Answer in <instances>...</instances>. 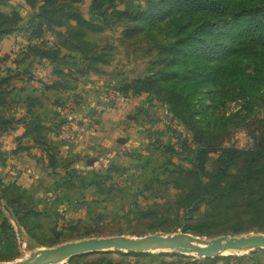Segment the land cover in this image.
<instances>
[{
    "label": "trees",
    "instance_id": "trees-1",
    "mask_svg": "<svg viewBox=\"0 0 264 264\" xmlns=\"http://www.w3.org/2000/svg\"><path fill=\"white\" fill-rule=\"evenodd\" d=\"M9 1L0 0V7ZM23 1L34 15L28 22L23 60L17 63L14 73L2 67L4 58H0V103L3 105L6 88L20 76L19 66L25 59L43 62L45 66H51L59 59L61 48H45L32 42L42 40L47 31L62 36L67 43L72 42L70 49L88 63V68L103 63L88 38L89 34L100 31V26L93 23L99 21L94 10L103 6L99 0H92L91 20H86L78 9L83 0ZM141 1L125 2L123 9L111 4V18L123 29L124 38L142 37L155 58L150 63L151 73L125 85V93L152 92L188 125L198 123L196 116L199 113L207 116L208 109L215 108L219 97L250 95L264 105V0ZM105 12L95 14L106 21ZM22 20L19 11H0V42L20 30ZM54 28H65V31L55 32ZM189 120L193 123L187 122ZM258 124L259 130L252 134L253 144L249 149L203 144L194 158H184L190 167L167 158L149 170L153 178L148 183L135 193L131 191V202L117 201L123 197H117V194L130 191L125 179L123 187L116 182L126 176L124 167L112 163L104 170L81 173L79 161L74 158L59 160L57 166L56 160L52 159V167L64 171L54 184L55 193L63 192L69 197L62 201L65 203L60 212L56 208L53 218L47 216L51 222V238L49 242H40L41 245L60 244L65 232L70 233L71 240L101 237L98 223L108 215L114 222H133L129 236L135 237L147 233L171 234L178 230L200 237L264 234V120H259ZM168 152L175 154L171 147ZM212 152L217 157L213 169L208 172L205 164ZM142 167L140 170L144 173L150 169L146 165ZM157 185L164 190L174 189L175 196L162 194ZM23 200L17 196L8 208L31 234L35 228L31 230L25 226L26 221L33 214L41 215L42 212L30 210L32 201L25 204ZM141 201L147 204L143 205ZM100 205L103 210L112 207L106 212L109 213L107 216L96 212ZM27 207L31 212L26 211ZM85 209L89 213L85 219L64 216L67 211ZM91 219L97 222L96 227H87L86 222ZM111 253L133 259L117 261ZM89 255L97 258L81 261ZM245 258V255H227L197 259L177 253L108 251L75 256L67 264H229L230 260Z\"/></svg>",
    "mask_w": 264,
    "mask_h": 264
},
{
    "label": "rangeland",
    "instance_id": "rangeland-1",
    "mask_svg": "<svg viewBox=\"0 0 264 264\" xmlns=\"http://www.w3.org/2000/svg\"><path fill=\"white\" fill-rule=\"evenodd\" d=\"M128 1L142 3L141 0H99L103 6L94 10L95 13L106 11L107 16L103 21V17L94 13L99 21L93 23L100 26V31L88 36L103 63L88 68V63L70 49L72 42L67 43L62 36L47 31L42 40L32 42L45 48H61L59 59L51 66L25 59L19 66L20 76L6 88L4 105L0 103L1 264L50 247L40 243L51 238V222L47 216L53 218L56 208L60 212L65 203L62 201L69 197L63 192L60 195L55 193L54 184L64 171L60 167L54 169L52 159L56 160L57 166L59 160L74 158L79 161L81 173L104 170L112 163L124 167L126 176L123 180L116 179L118 186H125V180L126 186H130V191L117 194V197L123 195L117 201L121 199L124 203L131 202L132 194L153 178L149 170L167 158L190 167L184 158H194L203 144L239 149L252 147V134L259 130L258 121L264 120V105L257 98L250 95L219 97L215 108L208 109L207 116L199 113L196 116L198 123L188 125L152 92H124L125 85L142 80L151 73L150 63L155 59L154 52L148 51L145 39H125L123 29L111 18V4L123 9ZM91 5L92 0H83L78 7L86 20L92 19ZM0 11H19L23 18L21 29L0 42V58H4L2 67L14 73L17 63L23 60L22 49L27 44L26 32L30 27L28 22L34 11L23 0H11L1 6ZM54 31L63 33L65 28H54ZM120 139L124 142L119 143ZM169 147L175 154L168 152ZM216 157L215 152L208 154L205 164L208 172L213 169ZM143 165L150 168L147 173L140 170ZM156 188L161 189L158 185ZM160 192L171 198L176 194L171 188ZM19 195L25 204L32 201L30 210L42 212L27 219L25 226L31 230L35 228L31 234L8 208ZM141 203L147 204L145 201ZM111 208L103 210L100 205L96 212L107 216L109 213L106 212ZM87 212L86 209L70 210L64 216L85 219ZM109 216L98 223L101 237L129 236L134 223L114 222ZM86 223L87 227L97 226L92 219ZM177 233L182 232L178 230L171 234ZM69 236L70 233L65 232L60 243L81 240H71ZM242 255L246 256L244 260H230L229 264H264V250H250L234 256ZM111 257L117 261L133 259L118 253H111ZM96 258L89 255L81 261Z\"/></svg>",
    "mask_w": 264,
    "mask_h": 264
},
{
    "label": "water",
    "instance_id": "water-1",
    "mask_svg": "<svg viewBox=\"0 0 264 264\" xmlns=\"http://www.w3.org/2000/svg\"><path fill=\"white\" fill-rule=\"evenodd\" d=\"M118 142L123 143L124 140L120 139ZM244 249L247 252L264 250V234H224L200 237L186 233H150L140 237L125 235L91 237L44 247L26 258L14 260L8 264H62L75 256L108 251L177 253L205 259L236 255Z\"/></svg>",
    "mask_w": 264,
    "mask_h": 264
},
{
    "label": "bare ground",
    "instance_id": "bare-ground-1",
    "mask_svg": "<svg viewBox=\"0 0 264 264\" xmlns=\"http://www.w3.org/2000/svg\"><path fill=\"white\" fill-rule=\"evenodd\" d=\"M247 252V250L246 249H244V250H241L240 252H238V253H236L237 255H239V254H245Z\"/></svg>",
    "mask_w": 264,
    "mask_h": 264
}]
</instances>
